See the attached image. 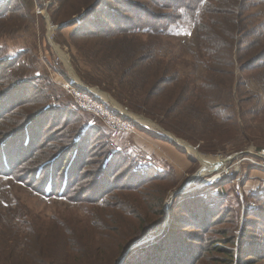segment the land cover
<instances>
[{
    "label": "rangeland",
    "instance_id": "obj_1",
    "mask_svg": "<svg viewBox=\"0 0 264 264\" xmlns=\"http://www.w3.org/2000/svg\"><path fill=\"white\" fill-rule=\"evenodd\" d=\"M10 1L9 6L4 4L6 14L0 16V99L11 94L14 85L30 81L37 86L36 91L31 90L34 101L42 99L44 108L65 109L67 116L73 115L71 131L76 127L89 128L90 147L101 143L88 155L89 159L93 160L100 153L106 155L119 151L122 159L130 158L127 162L119 159L116 166H120L121 171H126L133 160L141 167L150 168L152 173L169 176V181L162 186L158 183L146 197L132 196L125 201L107 199L109 195H104L105 188L99 195L78 197L75 190L84 187L92 178L80 176L78 179L75 176L67 197H46L35 189L42 186L48 172L32 180L33 190L29 185L8 177V170L1 163L0 244L10 240L19 260L25 256L23 251H31L34 256L46 259L39 264H87V255L97 259L99 254L109 264H120L128 255L140 256L144 247L152 252L154 249L150 245L159 236L167 235L164 243L167 247L181 243L190 245L183 238L185 234L202 236L203 241L198 245L204 249L224 239L236 242L244 230V222L250 221L251 228L247 229L242 245L264 242V233L260 230L263 224L255 222L258 220L255 216H249V212L264 214V184L258 177L259 173H264V157H257L264 152V29L260 27L264 26V0L248 2L246 16H250L255 35L246 43L258 41V44L252 49L243 48L242 61H233V66L213 64L212 53H207V45L200 39L203 38L201 25L219 19L218 15L205 11L210 0H205L206 4L200 1L197 10L191 13L168 10V16L180 17L170 25L168 35L139 34L140 43L152 47L158 61L168 66L170 76L180 82L176 88L165 83L158 91L153 81L145 86L141 84L140 76L122 70L116 54L95 56L90 47L79 48L85 46V40L74 34L78 29L73 26L76 18H68L78 10L83 12L86 0H76L79 2L70 3L62 10L57 0ZM141 1L105 0L104 5L130 18L132 14L125 2L146 4L145 0ZM17 6L18 12L13 13L12 8ZM114 24L109 17L95 16L87 19L81 27L97 31L96 26L113 28ZM61 26L63 28H59ZM14 57L16 60L6 61ZM261 65L263 68L256 69ZM108 66L112 69L109 70ZM138 74L149 75L142 66ZM125 76H128L125 83L135 79L133 89L135 96L142 95L140 101L147 100L145 93L159 95L147 100L141 113L133 108L136 102L129 98L132 90L127 92L120 88L119 81ZM78 85L95 90L98 100L109 110H117V114L126 111L124 116L134 122L137 133H112L93 114L81 111L79 101L68 89V86ZM140 88L144 90H137ZM38 91L42 93L38 95ZM190 95L195 96L194 100L187 99ZM24 96L11 98L3 108L10 110ZM42 106L21 109L24 113H31ZM59 114L62 115L52 120L48 117L37 126L33 136L44 132L54 120L58 121L57 127L47 131L41 139V144L62 126L66 114ZM8 137L0 134L2 142ZM26 137L3 155L5 159L12 158V165L19 161L20 147ZM16 146L18 151H15ZM72 157L73 154L67 156L66 165ZM208 164L216 166L215 169H206ZM24 167H15L13 171L19 175ZM220 167L222 169L216 171ZM89 170L92 167L87 166L84 171ZM226 170L231 174L230 179L223 178L210 188L202 187L206 180ZM114 173L110 185L121 175V172ZM23 178L25 176L21 175ZM128 181L123 179V183ZM61 188L62 184L58 190ZM180 190L183 194L172 200L173 194ZM103 200L107 203L102 204ZM133 206L137 215L119 214L117 209ZM172 220L177 225L171 230ZM95 222L97 228H93ZM135 233L139 237L133 238ZM40 237L48 238L47 246L46 242L42 244L43 241L37 240ZM132 246V251L124 257ZM220 246L229 251L235 249ZM222 253H207L198 264L223 261L225 256ZM0 264H4V260ZM257 264H264V261Z\"/></svg>",
    "mask_w": 264,
    "mask_h": 264
},
{
    "label": "trees",
    "instance_id": "obj_2",
    "mask_svg": "<svg viewBox=\"0 0 264 264\" xmlns=\"http://www.w3.org/2000/svg\"><path fill=\"white\" fill-rule=\"evenodd\" d=\"M57 1L62 5L61 10L66 7V5L68 6V4L76 2V0ZM104 1L105 0H86V4L82 8L84 11L81 12V10H78L68 18L70 20L76 18L73 26H77L78 29H76L74 34L75 36L82 38L80 40H85V46H80L79 48L90 47V52L95 56L107 55L109 53L116 54V59L120 62L122 70H125L127 73L131 72L136 74L137 77L140 76L142 80L141 84L145 86L150 85L153 81L158 88L156 91H158L159 87L165 83L168 85L172 84V86L176 88L180 82L177 81V78L174 79V77L170 76L171 71L167 69L168 66H165L162 61H158L155 51L151 49L152 47L140 43L138 35L143 32H146V34L150 33L154 36L168 35L170 34V25H172L176 19L180 18H174L173 15L168 16L166 14L168 10H173L175 12L185 10L186 12L191 13L197 10V4H199L200 1L204 2V4H206V1L145 0L146 4L125 2L128 3L129 6L127 9L128 12L132 14L130 18H125L119 15V13H115V11L110 9L109 6L106 4L104 5ZM210 1L211 4L206 6L207 9H205V11L210 14L218 15L219 19L212 20L207 25H201L200 28L203 38L200 37V39L206 43L207 53H212L210 56L213 64L233 66V61H238L239 63L242 61L241 55L243 48L244 50L252 49L258 44V41L246 43L255 35L254 29L251 28L253 24L251 25L250 16H246L249 0ZM10 2V0H4L0 3V16L6 14V11H4V4L9 6ZM90 4L92 5L90 6ZM18 10V6L12 8L13 13L18 12ZM95 16H99L101 19L109 17V19L113 20L115 23L113 28L96 26L95 30L97 31H92L81 27L87 19L89 20ZM260 27L264 29L263 25ZM260 43L262 44V41H260ZM79 51L82 52L81 50ZM234 56L235 59L233 60ZM258 57H260V55ZM255 59L256 58L253 60L255 61ZM14 60H16V57L9 58V60L8 58L6 59V61ZM253 60L251 63L254 62ZM141 66L149 73L148 76H141L143 73L138 74ZM263 66L261 65L256 69L263 68ZM127 67H129V69H127ZM108 68H110L109 70L112 69L109 66ZM165 74L166 76L164 77ZM126 78H128V76H125L124 79L119 81L120 88L125 89L127 92L132 90L129 98L133 102H136V106L133 108L141 113L143 111V106H145V102L150 101L154 97L158 98L159 95L158 93L148 95L145 93L144 96H146L145 98L148 101H140L142 95L135 96L133 89V82L135 79H131L129 82L125 83ZM187 87L188 86L186 85V88ZM36 88L37 86L30 83V81H24L14 85L11 90L12 93L4 96L3 99H0V129H3L0 134L5 137L9 135L8 138H5L6 140L4 139V142H2L3 139L0 138V141L2 142V144H0V164L3 163L4 167L8 170V177L15 178L16 181L29 185V187L34 190V181L32 180H34V178L37 179L48 172L49 175L42 180V186L35 190L46 197H67V194L72 188L71 184L74 182L75 176H77L78 179L80 176H83L85 179L92 178V181H88L84 187L80 186L75 190V194L78 197H85L89 194H92V196L99 195L100 191L102 192L105 188L104 195H109L107 196V199H122L125 201L132 196H135V198L146 197L158 183L162 186L163 183L166 184V182L169 181V176H162L161 173L158 172L152 173L150 168L141 167L138 162L133 160L126 171H121L120 166H116L119 159H122L119 151L110 154L106 153V155L103 153H100L97 156L95 155L97 158L96 161H94L95 157L93 160L89 159L90 157L88 155L93 151H96L101 143L97 142V144L90 147L91 133L89 128L76 127L74 131H71L69 128L73 126V115L69 114L67 116L68 113L65 109H60L61 111H59L58 107L44 108V106H42V101H40L42 99L34 101L32 98L34 97V93L31 92V90L33 89L36 91ZM144 88L137 90H144ZM40 93H42V91H38L37 94L39 95ZM19 95H25L19 100L20 103L16 102L17 104L10 110H8L7 107L3 108L4 105L8 104V101L11 98L18 97ZM194 98L195 96L191 95L187 97L188 100H194ZM138 102H141V105H138ZM36 105L42 107L32 110L31 113L22 112L23 109L32 108ZM22 107L24 108L21 109ZM60 112H65L66 114H63L66 116V119L63 121L62 126L59 127L58 131L52 136H49L48 139L42 141L41 144V139L47 134V131L50 132L51 129L57 127L58 121L57 119L54 120L49 126L50 129L48 127L44 129V132H40V134L38 133L36 136H33L36 132L37 126L48 117L52 120L55 116H61L62 114H59ZM74 126H77V124ZM17 130L19 131L16 132ZM24 136L27 137L23 145L20 147L19 161L12 165V158L6 157L5 159L3 155L14 144L21 143L20 141ZM50 144L53 145L48 148ZM64 145L66 146L63 147ZM18 150L19 147L16 146L15 151ZM70 154H73V157L70 163L66 165L67 156ZM128 159L130 160L129 157ZM128 159L125 158L122 159V161L127 162ZM21 166L25 167L21 172L19 171V175L15 174L13 168L16 167V169H18ZM87 166L92 167V170L85 172L84 170ZM95 166L96 168L93 170ZM115 171L117 174L121 172V175L118 179L113 180L112 185H110V180L116 175L114 173ZM21 175H24L25 179H21ZM123 179H129V181L123 183ZM59 180H61V182L58 184ZM60 184H62V188L59 191L58 186ZM76 184L78 185V181H76ZM111 191H114V193H111ZM103 203L107 202H104L103 200L102 204ZM117 209L120 211L119 214L134 213L137 215L134 206ZM251 215L258 219H255V222L263 224V226L260 227V230H263L264 233V214H250L249 212V216ZM172 222L173 220L170 222L171 225L169 226L171 230L177 225L174 222V224H172ZM251 223V221L248 223L244 222V230L242 229L243 231L236 242H233L234 240L232 239L215 241L213 244L209 245L208 249H204L198 245L203 239L202 236L195 234L183 235L185 242L187 240L190 242V245L187 246V243H181V245L177 244L174 247H170V245L167 247L164 245L167 235L162 238L159 236L153 241L154 243L150 245L154 249L152 252H148L146 247H144L140 250V256L134 257L135 255H128L122 264H198L205 259L207 253L211 252H223L222 254L225 256L223 261L219 260L215 264H257L260 261H264V242L259 244L256 243V245H242V240L246 238L247 229L251 228ZM97 227L98 224L95 222L93 228ZM204 228L206 230V227ZM63 230L64 232L67 231L66 229ZM136 236H138V233H135L133 238ZM47 239L41 237L37 238L38 241H43L42 244H44ZM220 244L231 247L233 246L235 249L229 251L228 249L221 247ZM45 246H47V242L45 243ZM23 252L25 256L19 260L20 257L15 255V251L10 246V240H5L4 243L0 244V263H3V260L4 264H39V261H46V259L41 258L40 256H34L31 251ZM87 264L109 263L100 258L99 254L97 255V259H93L87 255ZM110 264H113V262Z\"/></svg>",
    "mask_w": 264,
    "mask_h": 264
},
{
    "label": "built area",
    "instance_id": "obj_3",
    "mask_svg": "<svg viewBox=\"0 0 264 264\" xmlns=\"http://www.w3.org/2000/svg\"><path fill=\"white\" fill-rule=\"evenodd\" d=\"M68 89H70V94L79 101L81 111L93 114L96 118L100 119L104 123L105 127L112 133L121 135H131L137 133V126L134 124V122H132L129 117L124 116L126 111H121L119 112L120 114H117V110H109L101 101L98 100L95 95V93L97 94L95 90L92 91L88 88L85 89L79 85L78 87L68 86ZM257 157H264V152L259 154ZM221 169L222 167L216 169V171ZM230 177L231 174L228 170L221 171V173L213 176V178L206 180L202 187H213L223 178L230 179Z\"/></svg>",
    "mask_w": 264,
    "mask_h": 264
},
{
    "label": "water",
    "instance_id": "obj_4",
    "mask_svg": "<svg viewBox=\"0 0 264 264\" xmlns=\"http://www.w3.org/2000/svg\"><path fill=\"white\" fill-rule=\"evenodd\" d=\"M59 28H63V26H61V27H59ZM196 177H197V176H196ZM196 177H195V178H196ZM182 194H183V193L181 192V190L178 191V192H175V193L173 194L172 200L175 199V198H177V197H179V196L182 195ZM132 248H133V246H132L130 249H128V250L126 251L124 257H125L130 251H132ZM122 260L124 261L125 259H122ZM123 261H122V262H123ZM120 264H122V263H120Z\"/></svg>",
    "mask_w": 264,
    "mask_h": 264
},
{
    "label": "bare ground",
    "instance_id": "obj_5",
    "mask_svg": "<svg viewBox=\"0 0 264 264\" xmlns=\"http://www.w3.org/2000/svg\"><path fill=\"white\" fill-rule=\"evenodd\" d=\"M220 164V163H219ZM215 167L216 166H213V165H207V167H206V169H210V170H214L215 169ZM223 167V166H222ZM221 168V167H220ZM192 181H194V179L192 180ZM192 181H191V183H192Z\"/></svg>",
    "mask_w": 264,
    "mask_h": 264
},
{
    "label": "crops",
    "instance_id": "obj_6",
    "mask_svg": "<svg viewBox=\"0 0 264 264\" xmlns=\"http://www.w3.org/2000/svg\"><path fill=\"white\" fill-rule=\"evenodd\" d=\"M263 176H264V173H262V174H261V173H259V174H258V177L262 179V183L264 184V179H263Z\"/></svg>",
    "mask_w": 264,
    "mask_h": 264
}]
</instances>
